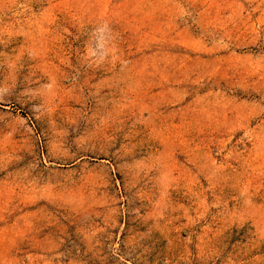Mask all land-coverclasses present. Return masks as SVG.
I'll use <instances>...</instances> for the list:
<instances>
[{"label": "rangeland", "instance_id": "374dc122", "mask_svg": "<svg viewBox=\"0 0 264 264\" xmlns=\"http://www.w3.org/2000/svg\"><path fill=\"white\" fill-rule=\"evenodd\" d=\"M0 264H264V0H0Z\"/></svg>", "mask_w": 264, "mask_h": 264}]
</instances>
